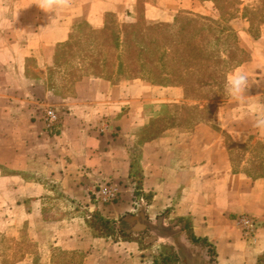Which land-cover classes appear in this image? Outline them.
<instances>
[{"label":"crops","instance_id":"obj_1","mask_svg":"<svg viewBox=\"0 0 264 264\" xmlns=\"http://www.w3.org/2000/svg\"><path fill=\"white\" fill-rule=\"evenodd\" d=\"M138 1L70 0L44 29L24 11L37 0H0L16 6L0 12V235H14L5 244L21 254L15 264H160L138 236L166 212L190 217L217 264H259L264 255V132L248 113L251 105L264 106V0H150L145 17L137 11L135 23L124 22ZM231 2L234 15L226 17L220 4ZM110 13L118 14L123 35L129 27L149 34L151 25L175 22L181 13L220 19L232 27L236 45L216 65H228L234 53L247 57L200 86L195 72L189 83L138 72L140 62L114 53V39L99 56L90 42L78 64L92 71L62 93L51 88L58 45L75 31L82 36L83 22L105 29ZM34 36L62 39L48 55L52 44H36ZM33 57L37 66L28 63ZM68 67L62 63V76L56 73L63 83ZM235 68L249 76L242 100L225 91ZM46 106L61 113L54 130L45 127ZM107 182L122 195L102 204L93 192ZM96 212L113 234L96 231ZM241 215L257 223L248 238Z\"/></svg>","mask_w":264,"mask_h":264},{"label":"rangeland","instance_id":"obj_2","mask_svg":"<svg viewBox=\"0 0 264 264\" xmlns=\"http://www.w3.org/2000/svg\"><path fill=\"white\" fill-rule=\"evenodd\" d=\"M150 0H139L137 7L131 11L130 14H132L131 18H126L124 22H130L135 23V17L137 14V11L143 14V17L146 16L148 5H146V2ZM12 7L15 9L16 6H11L9 3L0 4V12L1 13H10L12 10ZM19 12H23V7L19 6ZM220 7L224 9V15L226 17H229L230 15H234L235 11H232L233 7H236V5L231 2L229 4H220ZM24 11L28 12L30 15L35 16V24L36 25H43V28L45 29L50 25V18L54 14V12H62V6L56 7L52 12H45L43 9L39 8L37 4L28 6V10L24 9ZM43 16V17H42ZM50 16V17H49ZM45 17H49L46 19L45 22L42 21V18L45 20ZM113 18V21H108V25L103 30H90L88 26H86L83 23H81L80 30L83 34L82 36H76V31L72 34L73 36L70 37L67 41L64 43H60L56 49V56H55V63L52 67L49 69V84L51 88H56V90L59 93H62V87L70 86L78 77L82 75V73L85 71L84 69H71V70H65V82L63 83L60 77L56 73H60L62 76V68L59 69V67H62L63 65L68 64L77 66L78 64V53H81L82 50H85L86 48H90V42H92L95 45V50H99V48L103 49V42L104 39H107V42H111L112 39H114V42H117V47H115L114 53L118 54L120 57L124 55L127 56V52L129 51L130 41L133 40L136 42L135 50L136 52L142 51V54L139 52L140 58L137 60L138 62L145 63L144 69H139L140 71H145L147 67L151 66L149 64L148 60H151L150 57H152V53L154 51L159 50L160 42L162 41V28L170 26V29L173 31L178 30V28H181L182 26V19L184 18V13L179 14L175 22L172 23H157L152 26V30H149V34H146L144 30H140L137 27H129L126 28L125 34L123 35L122 29H121V21L118 19L117 13H110V19ZM196 22H206L207 24H211V22L206 21L200 17H195ZM109 19V20H110ZM119 20V21H118ZM221 22L222 24H227L225 21H221L220 19L216 20ZM192 21V26H187L189 31H193L195 29V25L197 24ZM190 24V23H189ZM36 28V27H35ZM110 30V33L107 34L106 37L104 36V32ZM148 31V30H147ZM215 39L210 37L209 39H206L204 44L198 43L197 40H192L191 47L187 52L190 53V63L186 66L188 68L184 69L186 72H197V75H195V79L197 76H199L196 80V82L202 86V82H209L212 78H220L225 73L238 63L242 62L244 59H246L247 55L245 52L242 53H234V60L230 61L228 65H221L219 68L216 65V61L223 60L228 61V50L236 45V37L234 33L225 31L223 34L220 35V32L215 33L214 37ZM24 40V38H21ZM33 41L37 44L38 42H47L51 43V51L47 52L48 55H50V52L53 53L54 43L57 40H60L62 38L59 37H41V36H34L32 37ZM174 39H176V36H174ZM179 40V38H178ZM223 40V41H222ZM227 41V43H226ZM105 43V42H104ZM114 50V47H113ZM224 51V53L222 52ZM177 53H181V49L176 50ZM36 54L39 55V51H36ZM83 54V53H82ZM97 53H95L96 55ZM215 55L219 56V58H216ZM62 61V63H61ZM136 62V61H135ZM29 64H33L37 66L38 61L37 57H33L28 61ZM206 66L209 68L208 72L206 71L205 74H202L203 70L198 69L196 70L197 66ZM217 66V67H216ZM185 68V67H183ZM194 68V69H193ZM196 70V71H195ZM57 71V72H56ZM86 71H92V70H86ZM94 71V70H93ZM183 71V69H182ZM95 73H98V71H94ZM33 73V71H32ZM100 73V72H99ZM149 75V74H148ZM188 75V74H187ZM150 77L155 78L158 81H177L181 82L184 80H181L178 75L172 76V78H166L162 74L156 73L155 75H150ZM166 78V79H164ZM192 76H187V82L189 83L192 79ZM193 79V81L195 80ZM180 106H186L177 104L175 107ZM54 107V106H53ZM171 108V105H168L166 109ZM156 134H152L154 136ZM59 191V190H57ZM103 204V203H102ZM148 227L145 229V232L142 233L139 237L141 240L142 245L149 249V253L152 256H157L158 261L160 264H217L216 262V253L215 249L206 239L200 237L196 239L194 237V233L192 231L191 226V219L188 216L179 217L171 214L170 212H166L164 215H162V218H158L157 220H149ZM12 236L9 233H4L0 235V256L2 257V263L3 264H15L18 263L15 260H12V258H16L17 256H20L21 254L17 255V252L10 253V250L7 249V245L5 244V241H12L15 239L12 238ZM10 248V247H9ZM9 250V251H8ZM24 250V248L21 249V251ZM24 264H29V262H26ZM259 264H264V255L262 256V259L260 260Z\"/></svg>","mask_w":264,"mask_h":264},{"label":"trees","instance_id":"obj_3","mask_svg":"<svg viewBox=\"0 0 264 264\" xmlns=\"http://www.w3.org/2000/svg\"><path fill=\"white\" fill-rule=\"evenodd\" d=\"M195 17H200L206 21L211 22V24H207L206 22L197 23L196 22L197 20ZM181 21H182V26L181 28H178V30L176 31L171 30L170 26L162 28V32H161L162 41L160 42L159 50L154 51L152 53V57H150L151 60H148L151 66L147 67V69H145L144 71L147 74H149V76L155 75L156 73L162 74L166 78L178 75L181 80L186 81L187 76L192 74L191 71L189 72L184 71V69L188 68L186 66L190 63V60H189L190 53L187 51L191 47V44L193 42L192 40H197L198 43H201L203 45L206 39H209L210 37L215 39L216 36L214 37V35L217 32H220V35L223 34L225 31L234 33L232 27L228 25V22L227 24H222L219 21H216L214 19L207 18L204 16H197V15H192L190 13L189 14L184 13V18ZM192 21L197 24L195 25L196 27L195 29H193V31H189L187 26L188 25L192 26L191 25ZM106 36H107V33L103 37H106ZM174 36H176V39H174ZM104 42L102 44L103 49L99 48L98 51L95 50V52L98 53L96 54L97 56L107 54V51H108L107 39H104ZM135 47H136V42L132 38V40L130 41V46L128 48L129 51L127 52V56L130 62L132 63L137 61L140 58V56L138 55L140 52H141L140 54H142L141 50L138 51L139 53L136 52ZM177 49H181L182 52L180 54L177 53L176 52ZM215 57L219 58V56L217 55H215ZM217 61L219 62L221 60L218 59ZM121 64L123 65V63L120 62V65ZM144 64H145L144 62L141 63V65H143V67L141 66V70L144 69ZM74 68L77 70H80V69L91 70L89 67L80 66L79 64H77V66H74L71 64V68L68 67L67 70L69 71ZM197 72L195 74H197ZM203 83L204 82H202V84ZM136 188L138 189V186ZM94 217H95V220L92 223H94L93 226L96 229V231H98V233L100 234H113L114 233L115 230L112 228L110 221H108L103 216H101L99 212H96L94 214ZM193 235L196 239L199 238L195 234Z\"/></svg>","mask_w":264,"mask_h":264},{"label":"clouds","instance_id":"obj_4","mask_svg":"<svg viewBox=\"0 0 264 264\" xmlns=\"http://www.w3.org/2000/svg\"><path fill=\"white\" fill-rule=\"evenodd\" d=\"M70 0H37L39 8L52 12L56 7L67 6ZM250 87L249 76L245 70L235 68L226 74L225 91L235 100H242ZM253 120V127L264 132V106L251 105L248 109Z\"/></svg>","mask_w":264,"mask_h":264},{"label":"built area","instance_id":"obj_5","mask_svg":"<svg viewBox=\"0 0 264 264\" xmlns=\"http://www.w3.org/2000/svg\"><path fill=\"white\" fill-rule=\"evenodd\" d=\"M43 118L45 121V127L48 130H54L61 123V113L53 106H46ZM107 126L108 123H104L102 130L107 128ZM93 193L98 202L108 204L119 201L122 195V190L117 183L107 182L100 185ZM239 221L243 226L244 237L248 238L254 233L257 223L247 215H241Z\"/></svg>","mask_w":264,"mask_h":264}]
</instances>
